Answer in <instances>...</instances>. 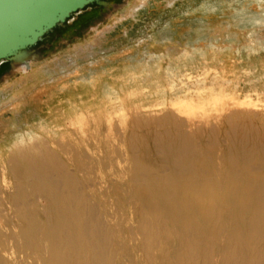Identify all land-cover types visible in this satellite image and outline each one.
Here are the masks:
<instances>
[{
	"label": "bare ground",
	"instance_id": "6f19581e",
	"mask_svg": "<svg viewBox=\"0 0 264 264\" xmlns=\"http://www.w3.org/2000/svg\"><path fill=\"white\" fill-rule=\"evenodd\" d=\"M233 105L199 121L171 108L159 133L152 110L115 123L81 108L13 141L0 264H264V143Z\"/></svg>",
	"mask_w": 264,
	"mask_h": 264
},
{
	"label": "rangeland",
	"instance_id": "374dc122",
	"mask_svg": "<svg viewBox=\"0 0 264 264\" xmlns=\"http://www.w3.org/2000/svg\"><path fill=\"white\" fill-rule=\"evenodd\" d=\"M109 1L121 7L84 9L25 72L0 68V158L81 108L88 119L114 109L115 123L152 110L159 133L171 108L199 121L234 104L227 113L255 110L264 143V0Z\"/></svg>",
	"mask_w": 264,
	"mask_h": 264
},
{
	"label": "water",
	"instance_id": "95a60500",
	"mask_svg": "<svg viewBox=\"0 0 264 264\" xmlns=\"http://www.w3.org/2000/svg\"><path fill=\"white\" fill-rule=\"evenodd\" d=\"M93 6L115 10L121 4L109 0H0V68L5 64L14 71L29 68L38 51L48 47L41 42Z\"/></svg>",
	"mask_w": 264,
	"mask_h": 264
}]
</instances>
